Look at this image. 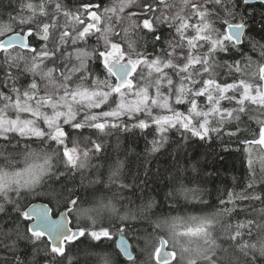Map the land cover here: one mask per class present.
Returning a JSON list of instances; mask_svg holds the SVG:
<instances>
[{
	"label": "snow or ice",
	"instance_id": "snow-or-ice-1",
	"mask_svg": "<svg viewBox=\"0 0 264 264\" xmlns=\"http://www.w3.org/2000/svg\"><path fill=\"white\" fill-rule=\"evenodd\" d=\"M148 129L133 173L108 138ZM216 141L247 167L209 200ZM0 264H264V0H0Z\"/></svg>",
	"mask_w": 264,
	"mask_h": 264
},
{
	"label": "trees",
	"instance_id": "trees-1",
	"mask_svg": "<svg viewBox=\"0 0 264 264\" xmlns=\"http://www.w3.org/2000/svg\"><path fill=\"white\" fill-rule=\"evenodd\" d=\"M3 3L7 5V0H3ZM65 3L69 7H73L75 5V0H65ZM15 4L11 7H8V11H13L15 8ZM13 14L15 12L13 11ZM259 39V37H257ZM148 133L147 135L142 134L139 130L135 133H117L116 135L108 138V149L111 151L112 146L116 143L117 137L119 138L120 144L123 150L127 151V159L130 162V168L133 173H135L139 168L142 159L145 155V148L146 144L151 141L152 139V129L146 130ZM173 139H178L179 134L172 131ZM35 146V145H33ZM71 147V144H69ZM241 145L237 142L233 141L230 145V151H223L219 146V141H216L211 144V148L208 145H203L200 143H193L189 145L186 151L183 153V158L180 161L181 167H188V171L184 173L185 176L191 175L196 176L197 173L191 171L190 164L195 163L197 160H200L201 164L205 166V168L209 171H214V175L211 178L205 177L209 179L210 182L207 185H200L201 187H206L210 192H212V196L208 197L205 196V199H214L217 193L215 189L219 188L221 191L224 190L225 187L231 188L233 184V177L237 179L241 178L247 167L246 162L242 164V152H241ZM215 153L214 155H209V153ZM138 156L140 157L138 159ZM122 158H124L122 156ZM151 159V163L148 165L151 171L154 173L159 169L161 172L169 166L170 164L174 163V161L166 156H160L158 159ZM207 161V163H205ZM95 163V161H94ZM102 172L105 174V178L107 176V170L101 169ZM95 170H92V175L95 176ZM85 175H88L86 171ZM78 188L79 194V175L77 174L76 180L74 181ZM165 181L162 179L157 184H153L152 187H155L158 191L164 190ZM189 187H196L197 184L194 182ZM105 195H111L106 189L104 190ZM163 193L161 192V195ZM126 196H130V192L125 193ZM175 205L178 212H171V215H199L201 214L199 211V205L197 202L193 201L190 203H186L182 198L179 199V203H175L174 201H167L165 202L164 208L165 212L170 206ZM195 205V206H194ZM147 228V226H144ZM151 231L150 228H148ZM143 235V233H141ZM130 241L133 247L136 246L137 241L130 237Z\"/></svg>",
	"mask_w": 264,
	"mask_h": 264
},
{
	"label": "rangeland",
	"instance_id": "rangeland-1",
	"mask_svg": "<svg viewBox=\"0 0 264 264\" xmlns=\"http://www.w3.org/2000/svg\"><path fill=\"white\" fill-rule=\"evenodd\" d=\"M168 3H172V4H174V5H179V0H168L167 1ZM161 8L163 7L162 5L160 6ZM181 110H183V109H181Z\"/></svg>",
	"mask_w": 264,
	"mask_h": 264
},
{
	"label": "water",
	"instance_id": "water-1",
	"mask_svg": "<svg viewBox=\"0 0 264 264\" xmlns=\"http://www.w3.org/2000/svg\"><path fill=\"white\" fill-rule=\"evenodd\" d=\"M168 1V0H167Z\"/></svg>",
	"mask_w": 264,
	"mask_h": 264
}]
</instances>
